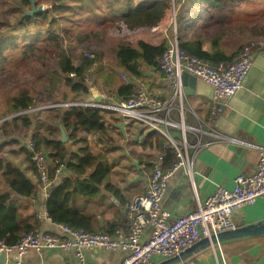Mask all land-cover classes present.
<instances>
[{
	"label": "crops",
	"instance_id": "0c3cea01",
	"mask_svg": "<svg viewBox=\"0 0 264 264\" xmlns=\"http://www.w3.org/2000/svg\"><path fill=\"white\" fill-rule=\"evenodd\" d=\"M259 1L237 2L229 8L232 11L230 16H240L245 8L255 7L256 9L260 4ZM176 2L180 6L186 4L184 9L187 18L179 22L178 37L181 41H202V50L207 53L214 51L213 46L216 44L218 49L227 56L240 49L239 47L233 51L224 45V40L227 39L231 30H222L224 28L211 32L207 30L210 27L209 23L222 22L221 18L225 15V11L223 12L222 9L212 11L199 0H176ZM251 12L254 14L256 11ZM171 29L168 14H166L158 26L149 29L154 34L152 39L142 41L154 46L159 45L163 41L166 42ZM253 52L252 66L243 87L229 100L222 113L213 121L209 118V104L212 98L196 94L186 95L188 108L200 121L211 124L225 140L213 142L209 147L200 150L193 167L192 178L179 170L168 180L162 199V208L173 219L193 211L197 199L204 201L218 187L232 190L234 179L238 175L250 174L256 168L258 155L255 150L226 140L235 139L250 144L264 143V47L255 49ZM113 67L112 77L107 76L101 85L105 87L104 90H100L97 86L93 87L100 103L109 104L119 100V97L115 95L116 86L127 82L133 85L143 84L155 97L165 99L169 96L170 91L157 67H141V78L134 79L132 82L129 78L127 80L121 78V75L125 73L118 68L116 58ZM93 98L91 94L89 99ZM34 108L37 107L34 106ZM43 112L46 113V117L45 122L41 124L36 123L41 118L38 119L35 115L32 116V113H28L33 118V124L29 129L20 128L10 138H5L0 132V158L23 171L35 186V195L31 198L12 194L13 202L17 207V220L34 225V231L38 233H50L63 237L57 224L52 223L47 217L46 202L54 187L65 178H74V175L64 166L60 174L55 175V179H49V184L42 186L26 152L27 141L33 134L42 132V129H50L54 132L51 139L61 137V124L56 122L49 109H44ZM104 122L107 127V138L104 140H100L96 134H79L76 139H73L70 137V132L64 129L67 137L64 144L69 153L76 152L80 146L79 141L84 140L92 153L102 156L110 168L108 176L96 194L76 195L72 204L90 220L93 232L126 233L125 206L132 198L145 191L151 173L147 164L151 159H158L159 155L155 150L143 149L137 139L140 130L123 123L117 113L104 110ZM184 123L196 125V118L189 110L184 113ZM120 125L123 126L122 129ZM173 134L179 138L177 130H174ZM188 141L193 142L191 135L188 136ZM51 167L48 161V169ZM7 191V187L0 178V193ZM235 218L240 224L263 220L264 198L258 199L253 206L241 208ZM5 254L0 264H15L18 260L14 251ZM124 257L125 254L120 251L89 249L84 252V263H81L74 250L54 249L40 252L28 251L19 260L22 264H119ZM190 261L192 264H264V236L224 242L192 257Z\"/></svg>",
	"mask_w": 264,
	"mask_h": 264
},
{
	"label": "built area",
	"instance_id": "2783aa9c",
	"mask_svg": "<svg viewBox=\"0 0 264 264\" xmlns=\"http://www.w3.org/2000/svg\"><path fill=\"white\" fill-rule=\"evenodd\" d=\"M179 7V4H173L174 11ZM253 53L251 47H244L232 62H219L216 65L187 54L179 48L176 12H173V35L166 39L165 51L156 60V67L162 73L170 91L167 98L152 96L144 85L139 83L134 95L127 100L119 99L115 103L104 104L88 98L83 101L72 100L41 106L19 113L30 114L44 109L73 107L111 111L117 113L123 123L140 130L138 141H142L149 132L163 137L168 143V148L174 151L176 161L164 169L161 158L157 159L145 191L132 198L125 206L126 233L88 232L57 224L63 237L30 231L15 246H7L0 241V252H16L18 260L15 264H22L19 258L28 251L74 250L77 258L84 263L86 250L102 248L124 253L125 257L119 264H156L179 254L203 238L235 229L237 224L234 215L241 208L253 206L258 199L264 198V143L250 144L226 139L253 149L258 155L255 170L250 174L238 175L234 179L232 190L216 188L204 201L197 199L193 211L175 219L162 208V199L168 180L175 172L182 170L186 176L192 178L200 150L209 147L213 142L225 140L211 124L200 121L188 108L181 74L186 72L212 87L209 118L213 121L243 87L252 66ZM69 77L75 76L70 74ZM121 78L127 80L125 74H122ZM188 110L196 118V125L184 123V113ZM174 130L179 132V138L174 136ZM189 135L193 138L192 143L188 141ZM26 150L31 153L30 161L34 165L39 183L47 186L48 159L42 152L35 151L31 139L26 143ZM63 168L64 165H60L55 175H59ZM182 264L192 262L186 261Z\"/></svg>",
	"mask_w": 264,
	"mask_h": 264
},
{
	"label": "trees",
	"instance_id": "16d2710c",
	"mask_svg": "<svg viewBox=\"0 0 264 264\" xmlns=\"http://www.w3.org/2000/svg\"><path fill=\"white\" fill-rule=\"evenodd\" d=\"M198 1V0H196ZM210 10H219L229 2L235 0H199ZM241 1V0H240ZM243 1V0H242ZM72 3H77L80 10H86L92 16H105L109 19H116L117 23L129 31L136 29H152L158 26L170 8L169 0H53L49 9L34 13L32 16H24L20 12L18 25L26 28L28 25H37L49 19L55 21L54 16L65 13L71 9ZM30 5V0H20V5ZM174 4L178 3L174 0ZM185 5H181L176 12L177 37L179 33V22L186 19ZM97 11V13H96ZM101 16V17H102ZM103 16V18H104ZM101 22H97L102 23ZM6 34L0 38V71L6 64V57L3 50L8 47L14 48L17 42L14 35L9 32H16L10 24H5ZM101 25V24H100ZM35 36V35H34ZM49 40L61 45V38L54 34V31H47ZM31 38L27 36L26 39ZM26 41V40H25ZM179 48L191 56H195L212 65L219 62H232L241 48L227 56L222 53L215 44L214 51L207 53L202 50V41L183 42L178 37ZM30 44L23 46L29 47ZM59 46V45H58ZM166 42L159 45H151L142 40L137 41L135 46L121 44L117 47L115 58L118 68L123 70L127 79H140L142 76L141 67H156V60L165 51ZM61 49L57 53V67L59 72L64 75L65 85L70 88L77 101H83L90 97L87 89L85 73L95 64L94 58L86 55L81 63L74 65L68 55ZM74 74V78L69 75ZM137 89L132 83H122L116 86L115 95L119 99L127 100L134 95ZM153 96V95H152ZM155 97V96H154ZM162 99V98H161ZM35 99L29 91L20 89L17 94L7 100L10 109L9 113L14 114L10 119H6L0 126V132L5 138H10L20 128L29 129L33 124V118L27 114H19L34 108ZM55 104V103H50ZM56 122L61 124L63 130L70 132V137L76 139L79 134H96L100 140L107 138V127L104 122V110L96 108L73 107L69 109L53 108L49 109ZM19 114V115H17ZM41 127V126H39ZM64 131V132H65ZM57 132V131H56ZM55 132V134H56ZM54 132L50 129H42L31 136V141L35 145L36 152H42L48 159L51 168L47 172L50 180L55 179L56 169L64 165L69 169L74 178H65L59 185L54 187L47 198L46 212L47 217L54 224L66 225L73 229L93 232L90 220L72 204L76 195L92 196L97 193L99 187L108 176L110 168L100 155L92 153L87 143L80 140V146L74 153H69L64 143L59 139H51ZM143 149H152L161 158L162 168L170 167L175 161L174 151L168 148L167 141L155 132L146 134L142 141H138ZM28 159L31 153L26 150ZM157 159H151L147 164L153 169ZM90 171V172H89ZM0 178L8 191L0 193V241L7 246H15L20 239L30 231L35 230V226L30 223H21L17 220V207L13 202L12 194L23 198H31L35 195L34 184L25 176L24 172L13 166L7 160L0 158Z\"/></svg>",
	"mask_w": 264,
	"mask_h": 264
},
{
	"label": "rangeland",
	"instance_id": "374dc122",
	"mask_svg": "<svg viewBox=\"0 0 264 264\" xmlns=\"http://www.w3.org/2000/svg\"><path fill=\"white\" fill-rule=\"evenodd\" d=\"M31 1V0H30ZM35 7L43 10L49 9L53 0H32ZM136 2L142 0H135ZM240 0L227 3L222 11L221 23H209L207 29L211 31L231 30V33L224 40V45L231 50L251 47L252 50L264 47V0H260L259 6L242 12L240 16H230L229 9ZM168 23L172 29L168 36L173 35V4L174 0H169ZM71 9L65 13L54 16L45 22L37 25H28L21 28L17 23L20 12L31 10L30 5H20V0H0V38L6 32V25L10 24L13 30H17L9 35H14L17 46L8 47L3 50L6 57V64L0 71V126L6 119H10L14 114H10L7 100L17 94L20 89L29 91L35 99L34 106L48 105L50 103L65 102L70 99L76 100L70 88L65 85L64 75L57 67V53L62 46L74 65L81 63L86 55H91L96 61L94 66L85 73L87 85L104 90L101 85L105 78L112 77L114 73L115 52L121 44L135 46L137 41H150L152 32L149 29H136L129 31L117 23L116 19L92 16L89 11L77 8V3H72ZM251 11H256L252 14ZM97 13V11H96ZM177 14V13H176ZM102 23H97L101 22ZM101 24V25H100ZM54 31L59 36L61 45L49 40L47 31ZM230 32V31H227ZM31 36V38H25ZM35 35V36H34ZM26 40V41H25ZM30 44L29 47L23 46ZM160 43V41H159ZM59 45V46H58ZM114 75V74H113ZM99 83V86H98ZM41 118L37 124L45 122L46 113L43 110L33 112L32 116Z\"/></svg>",
	"mask_w": 264,
	"mask_h": 264
},
{
	"label": "water",
	"instance_id": "95a60500",
	"mask_svg": "<svg viewBox=\"0 0 264 264\" xmlns=\"http://www.w3.org/2000/svg\"><path fill=\"white\" fill-rule=\"evenodd\" d=\"M42 10L43 9L41 7L36 8L33 1L31 0V10L28 12H24L22 17L32 16L34 13H39ZM181 80L186 95L196 94V95H204L209 99L212 98L213 89L210 85L204 83L203 81L195 78L192 75H189L186 72H183L181 74ZM87 89L94 97L91 100L99 102L100 99L99 97H97L98 95L95 89L90 85H87ZM120 128L122 129L123 126L120 125ZM60 133H61V137L59 141L65 143L67 141V137L61 126H60ZM235 215H234V220L237 224L235 229L219 232L216 235H212L210 238H203L195 242L191 246L187 247L186 249L182 250L179 254L174 255L173 257H170L168 259L161 260L156 264H182L186 261H190L192 257H195L196 255L202 253L203 251L213 248L214 246L220 245L224 242L243 239V238L264 236V219L254 223L240 224L238 223V221H236ZM5 255L6 254L4 252H0L1 261L4 260Z\"/></svg>",
	"mask_w": 264,
	"mask_h": 264
}]
</instances>
